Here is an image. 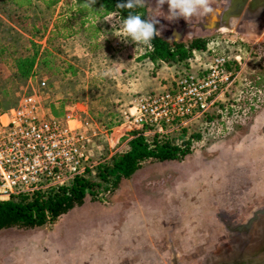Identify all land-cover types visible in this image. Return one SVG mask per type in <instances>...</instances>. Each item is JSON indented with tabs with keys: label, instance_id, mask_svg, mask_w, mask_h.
I'll return each mask as SVG.
<instances>
[{
	"label": "rangeland",
	"instance_id": "obj_1",
	"mask_svg": "<svg viewBox=\"0 0 264 264\" xmlns=\"http://www.w3.org/2000/svg\"><path fill=\"white\" fill-rule=\"evenodd\" d=\"M70 2L0 11V111L33 96L46 117L94 122L103 132L93 146L101 163L128 149L133 132L124 134L123 110L159 80L168 83L158 72L174 65L153 64L145 58L148 46L123 42L114 14L84 25L67 19ZM145 2L147 19L156 16L166 42L217 39L221 53L239 55L233 84L212 111L168 134L192 138L189 155L147 160L116 189H96L46 226L1 230L0 264H218L257 240L258 225L245 237L229 225L264 209V18L241 13L225 22L229 0H215L218 20L170 22L167 4L157 11L156 0ZM25 58L33 59L28 72Z\"/></svg>",
	"mask_w": 264,
	"mask_h": 264
},
{
	"label": "built area",
	"instance_id": "obj_2",
	"mask_svg": "<svg viewBox=\"0 0 264 264\" xmlns=\"http://www.w3.org/2000/svg\"><path fill=\"white\" fill-rule=\"evenodd\" d=\"M219 46L213 39L204 50L193 52L186 68L166 88L136 94L122 112L124 134L137 131L149 139L168 138L212 111L233 84L241 64L239 55L229 57ZM102 134L87 119L42 115L33 96L1 111L0 202L68 186L86 176L100 163L93 146Z\"/></svg>",
	"mask_w": 264,
	"mask_h": 264
},
{
	"label": "trees",
	"instance_id": "obj_3",
	"mask_svg": "<svg viewBox=\"0 0 264 264\" xmlns=\"http://www.w3.org/2000/svg\"><path fill=\"white\" fill-rule=\"evenodd\" d=\"M34 2L51 9L61 0H0V11L7 7L24 11L31 8ZM85 2L86 0H71L69 11L65 15L67 19L79 17L81 25H84L94 16L114 14L120 19H126L129 14V10L121 11L115 7L126 0H97L93 6L94 10L82 7ZM102 7L104 9H101ZM130 11L132 14H140L147 20L145 7H137ZM151 44L145 58L153 64L165 63L178 67L191 59L193 52L204 50L208 41L204 38H195L188 43L170 44L156 37ZM23 61L28 64V69L24 72H28L33 59L25 58ZM191 139H186L185 133L176 139L157 135L149 139L135 131L126 151L98 163L94 169L88 170L86 176L77 177L68 186L51 187L34 195H20L0 202V231L9 228L34 229L53 223L59 217L81 207L88 195L93 196L97 193L96 189L106 191L116 189L122 180L131 178L140 170L142 163L147 160L164 162L183 159L190 154ZM92 174L95 175V179L91 178Z\"/></svg>",
	"mask_w": 264,
	"mask_h": 264
},
{
	"label": "clouds",
	"instance_id": "obj_4",
	"mask_svg": "<svg viewBox=\"0 0 264 264\" xmlns=\"http://www.w3.org/2000/svg\"><path fill=\"white\" fill-rule=\"evenodd\" d=\"M96 2L97 0H86V2L82 4V7L94 10L93 6ZM165 4L168 5L166 19L170 22H175L183 18L189 23L194 17L200 16H204L209 20H218L219 16L223 15V13L214 6L215 0H156V7L154 10L161 11ZM145 5V0H126V2L119 3L115 6L116 9L121 11L129 10L127 18L121 19L118 31H121L126 37V39H121L123 42L135 43L137 48L140 46L151 47V42L161 35V32L156 28V25L159 24V20L156 19V16L149 17L145 20L140 14H132L130 11L137 7H144ZM101 9L104 8L102 7Z\"/></svg>",
	"mask_w": 264,
	"mask_h": 264
},
{
	"label": "flooded vegetation",
	"instance_id": "obj_5",
	"mask_svg": "<svg viewBox=\"0 0 264 264\" xmlns=\"http://www.w3.org/2000/svg\"><path fill=\"white\" fill-rule=\"evenodd\" d=\"M230 3L231 2H229V5H230ZM242 14L244 15V17L245 18H254V17H256V18H260V19H262V18H264V0H248V4H246L243 8H242ZM260 217H262V216H260ZM264 217V216H263ZM260 221H263L264 222V220L263 219H261V218H259V220L256 222V223H254L251 227H250V229L248 230V229H246V230H242V231H239V232H233V229L234 228H236V227H238V226H231V225H229V229H230V231H232L233 233H241V234H244V236L243 237H245V236H247L248 234H250L251 232V228L254 226H256V225H259L260 224V226H264V223L263 222H260ZM247 223V222H246ZM246 223H244L243 224V226L244 225H246ZM240 226H242V225H240ZM262 228H264V227H262ZM260 234H262L261 233V231H258ZM264 235V234H263ZM249 237V236H248ZM260 243V242H259ZM258 243V244H259ZM249 247V246H248ZM263 247H264V244H263ZM249 249H250V247H249ZM260 251L259 252H261V248L259 249ZM263 250H264V248H263ZM262 250V251H263ZM258 252V253H259ZM257 253V254H258ZM242 254V252L240 253V256H239V258H233V259H237L239 262H235L234 260H231L232 259V257L230 256V259H229V263H227V264H243L242 262H243V260L244 261H246V259L245 258H242L241 255ZM257 254H255L256 256H257ZM262 254H264V252L262 253ZM249 264H251L250 262H249Z\"/></svg>",
	"mask_w": 264,
	"mask_h": 264
},
{
	"label": "water",
	"instance_id": "obj_6",
	"mask_svg": "<svg viewBox=\"0 0 264 264\" xmlns=\"http://www.w3.org/2000/svg\"><path fill=\"white\" fill-rule=\"evenodd\" d=\"M229 2H231V3H230V5H228L227 10L225 11L226 13H224V21L225 22H228L230 17L240 15L242 13V8L246 4H248V0H229ZM260 216H264V209H261V210L255 212L252 215V218L247 221L246 225H244V226L242 225V226H238V227L234 228L233 232H239V231L246 230V229L249 230L250 227L259 220ZM232 260H234L235 262H239L237 259L236 260L232 259ZM230 261H224V262H220V263L221 264L225 263V262L229 263ZM220 263H218V264H220Z\"/></svg>",
	"mask_w": 264,
	"mask_h": 264
},
{
	"label": "bare ground",
	"instance_id": "obj_7",
	"mask_svg": "<svg viewBox=\"0 0 264 264\" xmlns=\"http://www.w3.org/2000/svg\"><path fill=\"white\" fill-rule=\"evenodd\" d=\"M231 24H233V22H231ZM262 227H264V226H260V224L256 227V229L258 231H261V233H262V234L258 233V236H257V240L256 241H253V243L250 244V245H247L246 246L244 244L242 246L243 249H244V251L242 252L243 258H246V261L243 260V262H242L243 264H249V262L251 264H264V254H262L264 252V250H263V248H264L263 247V244H264V235H263L264 234V228H262ZM248 246L249 247L251 246L250 249H249ZM245 248H248L249 250H247ZM260 248H261V252H259L260 251L259 250ZM255 254H257V256Z\"/></svg>",
	"mask_w": 264,
	"mask_h": 264
},
{
	"label": "crops",
	"instance_id": "obj_8",
	"mask_svg": "<svg viewBox=\"0 0 264 264\" xmlns=\"http://www.w3.org/2000/svg\"><path fill=\"white\" fill-rule=\"evenodd\" d=\"M166 67L170 70L169 73L164 72V70H163L164 67H162L159 69L158 74H162V76L165 78V80H168L167 81L168 83H163L159 80L158 82L155 83L156 87L153 90H161V89L166 88L167 86H169L170 82L174 78L173 71L176 69V66H172V67L166 66ZM194 67H196V66H194ZM164 73H165V76H164Z\"/></svg>",
	"mask_w": 264,
	"mask_h": 264
}]
</instances>
